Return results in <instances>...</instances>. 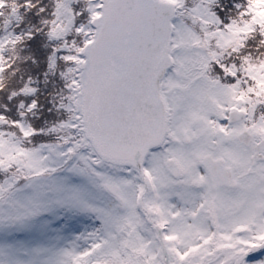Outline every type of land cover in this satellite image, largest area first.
<instances>
[{
	"label": "snow or ice",
	"instance_id": "6c2138e0",
	"mask_svg": "<svg viewBox=\"0 0 264 264\" xmlns=\"http://www.w3.org/2000/svg\"><path fill=\"white\" fill-rule=\"evenodd\" d=\"M0 175V264H264V0H0Z\"/></svg>",
	"mask_w": 264,
	"mask_h": 264
},
{
	"label": "rangeland",
	"instance_id": "374dc122",
	"mask_svg": "<svg viewBox=\"0 0 264 264\" xmlns=\"http://www.w3.org/2000/svg\"><path fill=\"white\" fill-rule=\"evenodd\" d=\"M71 227L66 232V236L74 237L79 235L86 230H90L92 228V221L88 220L86 217L84 218H76L69 222Z\"/></svg>",
	"mask_w": 264,
	"mask_h": 264
},
{
	"label": "trees",
	"instance_id": "16d2710c",
	"mask_svg": "<svg viewBox=\"0 0 264 264\" xmlns=\"http://www.w3.org/2000/svg\"><path fill=\"white\" fill-rule=\"evenodd\" d=\"M37 142H44V141H37ZM3 177H2V175H0V179H2Z\"/></svg>",
	"mask_w": 264,
	"mask_h": 264
}]
</instances>
